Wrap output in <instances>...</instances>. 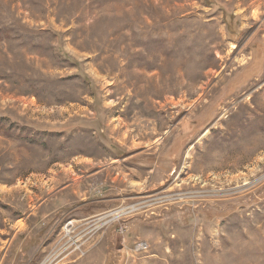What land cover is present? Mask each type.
<instances>
[{
	"label": "rangeland",
	"instance_id": "rangeland-1",
	"mask_svg": "<svg viewBox=\"0 0 264 264\" xmlns=\"http://www.w3.org/2000/svg\"><path fill=\"white\" fill-rule=\"evenodd\" d=\"M0 117V264H264V0H0ZM103 140L162 147L167 172L82 184L111 199L86 219L74 196L3 221L52 211ZM69 221L95 228L60 254Z\"/></svg>",
	"mask_w": 264,
	"mask_h": 264
},
{
	"label": "crops",
	"instance_id": "crops-1",
	"mask_svg": "<svg viewBox=\"0 0 264 264\" xmlns=\"http://www.w3.org/2000/svg\"><path fill=\"white\" fill-rule=\"evenodd\" d=\"M103 143H105L106 146L110 147L108 145L109 141H104ZM111 148V147H110ZM147 147H142L144 153H141L143 151H134V152H128L127 150L124 151L122 146H115L114 149H110V153L105 156L104 159V163L102 164V166L93 169L91 172H89L90 176L89 178L86 179H81V184H70V185H66L64 186L62 189H58L60 192L58 195H54L53 197H51L48 202L45 204V206H47V209L50 210L52 209V211L48 212L46 214V211L41 209L40 210L42 213L39 212L38 215H36V213H29L27 216H21L16 214L14 216L13 219H8V213L5 212L4 213V222H9L11 221L13 223V226L16 225L17 222H19L20 220L24 221V222H30V221H52L57 209L61 208V207H65L67 206V203L72 202V198L75 197H83L80 198L82 199V203H79L77 206L80 207V210L78 209L77 211H73L72 208L70 209L71 212L70 215L73 213V215H77L79 216L81 219H86L87 217H91L90 215H92L91 213H87V214H83V212H81V208H83L86 205H93L95 203L99 204L98 207H100L101 209H104L105 206H107L109 204V201L111 200L110 197H95V195L92 193V186L88 185V186H83L82 184L87 183L90 184L92 183L94 180H97V177L99 175H110L109 179L112 180V182H116L117 180H121L123 175L127 176V175H132V177H134V183H141L144 180L143 175H151L153 172H161V173H166L167 172V155L165 152H163V148L162 147H155L153 150H150L151 148H149L148 150L146 149ZM166 156V157H165ZM19 158H17L18 161ZM22 162L20 163V165L16 164V169L13 171L15 173H18V168L22 167V164H24L25 160H28V157L26 158L25 155L23 154V158L21 157ZM92 167V166H91ZM139 177V178H138ZM17 181L20 178H16ZM6 191L4 193V191H0V198L1 201H3V203L7 206L9 205L7 202L8 196H9V191L12 190V187L15 188V184H10V185H6ZM123 189H121V187H119V191L122 192ZM115 193L117 196L114 197L116 199H121V197L123 196V193ZM96 204V205H97ZM92 207H95L92 206ZM39 208V205L38 207ZM57 208V209H56ZM92 210L94 208H91ZM91 210V211H92ZM94 215H98L97 213L99 212H95L93 211ZM51 214V215H49ZM28 218V219H27ZM76 219V218H75ZM1 230H3L1 228ZM16 230V235H19L23 230V229H18L17 227H15ZM39 234V233H38ZM30 239L31 242L30 243V247H29V251H27V253H33L34 251H37L39 248L37 240L35 239V241L33 240L36 237H25L23 239L27 240ZM1 241H2V236H1ZM5 255H7V250L5 252ZM4 257V253L1 254V258L3 259Z\"/></svg>",
	"mask_w": 264,
	"mask_h": 264
},
{
	"label": "built area",
	"instance_id": "built-area-1",
	"mask_svg": "<svg viewBox=\"0 0 264 264\" xmlns=\"http://www.w3.org/2000/svg\"><path fill=\"white\" fill-rule=\"evenodd\" d=\"M111 213H113V212L112 211L108 212L104 216L98 218L97 221L99 223V226L100 225H106V224L110 223L111 217H112ZM83 222H84L83 224L85 226L83 227V230L78 232V233H75V228H73L72 221H69L63 227L62 238L65 239L66 241L61 244V247H58V251H60V254H61V252L62 253H64V252L69 253L72 250L81 252L82 243L84 244V242H85V241H83L84 240L83 237H85V235L89 234V232H90L89 227H91L93 229L95 228V227L90 226V224L87 221H83ZM81 240H82V243H81ZM133 248H134L135 252H139V253L146 252L148 250V244L144 241H137L134 243ZM45 264H49V263L46 261Z\"/></svg>",
	"mask_w": 264,
	"mask_h": 264
},
{
	"label": "bare ground",
	"instance_id": "bare-ground-1",
	"mask_svg": "<svg viewBox=\"0 0 264 264\" xmlns=\"http://www.w3.org/2000/svg\"><path fill=\"white\" fill-rule=\"evenodd\" d=\"M122 211H123V209H121ZM122 211H120V210H115L114 212H117V215L116 216H114V218H116V217H119L120 215H122ZM112 215H113V213H111Z\"/></svg>",
	"mask_w": 264,
	"mask_h": 264
},
{
	"label": "trees",
	"instance_id": "trees-1",
	"mask_svg": "<svg viewBox=\"0 0 264 264\" xmlns=\"http://www.w3.org/2000/svg\"><path fill=\"white\" fill-rule=\"evenodd\" d=\"M0 126H1V117H0Z\"/></svg>",
	"mask_w": 264,
	"mask_h": 264
}]
</instances>
